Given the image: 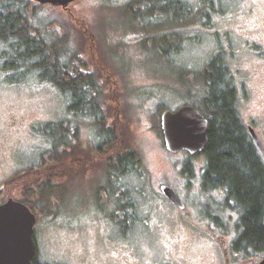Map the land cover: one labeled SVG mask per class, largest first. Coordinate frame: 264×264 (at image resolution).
I'll use <instances>...</instances> for the list:
<instances>
[{
	"label": "rangeland",
	"instance_id": "rangeland-1",
	"mask_svg": "<svg viewBox=\"0 0 264 264\" xmlns=\"http://www.w3.org/2000/svg\"><path fill=\"white\" fill-rule=\"evenodd\" d=\"M131 1L78 0L67 9L32 2L28 7L32 24L46 39L62 38L74 52L73 63L80 72L99 70L105 127L116 136L112 144H101L100 151L91 118L69 114L67 96L34 74L16 83L0 71V203L13 195L36 213V259L41 264H76L81 259L137 264L139 256L156 262L165 248L199 254L205 264L212 255L203 240L207 233L201 216H219L228 229L238 220L223 193L200 192L202 157L190 159L192 179L181 175L185 153L165 150L155 118L159 105L174 110L201 95L198 85L191 94H183L186 88L176 77L187 70L184 81L190 80L195 73L189 74L201 71L214 54H221L239 78L248 74L255 79L251 96L254 104L260 102L264 69L247 45L261 34L251 8L256 13L264 10L257 0L255 6L250 0H181L192 8L191 20L176 23L173 15L159 13L147 18L138 7L131 11L139 20L132 22L125 11ZM161 38L173 45L169 63L159 51L161 44H168ZM147 39L150 48L145 50ZM241 112L245 117V110ZM63 121L68 123V133H62L69 144L54 149L45 126ZM130 151L139 155L144 175L111 177L114 187L121 188L117 196L99 191L108 186L104 170L109 158ZM40 161L45 176L50 170L45 182L39 186L36 180L23 195L22 174L33 173ZM47 182L51 190L41 191ZM161 185L175 190L184 210L163 197ZM120 202L130 203L120 212L128 221L123 227L117 224L122 215L110 218ZM188 238L197 241L189 246Z\"/></svg>",
	"mask_w": 264,
	"mask_h": 264
},
{
	"label": "trees",
	"instance_id": "trees-1",
	"mask_svg": "<svg viewBox=\"0 0 264 264\" xmlns=\"http://www.w3.org/2000/svg\"><path fill=\"white\" fill-rule=\"evenodd\" d=\"M30 4H32L31 0H0V46H3L0 48L2 60L0 71L7 75L8 80L16 83L34 74L37 79L50 83L67 96L69 114L76 118L80 116L91 118L95 134L100 139L95 148L100 151L101 144H112L116 136L112 128L106 129L104 125L103 99L97 76L99 70L95 67L90 73L80 72L73 63L74 52L67 48L69 46L65 45L64 40L62 38L48 40L43 36L41 28L32 24L28 10ZM127 5L125 11L128 12L132 22L139 20L138 14L131 11L138 7L144 8L142 14H145L147 18L157 13L166 17L173 13L176 23L177 19L181 22L191 20L193 16L192 8L181 0H132ZM205 14V12L201 14V19ZM165 38L161 39L166 41ZM147 41L149 39L144 41L145 44L142 47L145 50L150 48L146 46ZM167 43V47L161 44L159 51L168 62L167 56L173 45L169 41ZM175 51L174 48L173 52ZM203 70L192 71L189 77L192 73L195 74L188 81H184V77L189 73L187 70L181 71L176 77L180 81L179 85L186 88L185 91L182 90L183 94H191L194 86L201 87V95L196 96L194 100H186L185 105L197 108L209 122L208 142L205 149L195 156H189L183 152L185 156L181 162L183 164L181 175L187 180L192 179L194 170L190 159L202 157L204 165L198 179L200 192L223 191L226 201L231 203V207L239 216V226L243 229L241 241H245L247 246L257 251H263L264 164L255 152L241 120L235 88L229 85L231 78L226 76L225 60L221 55H216L208 61ZM203 88L208 92L207 94L202 90ZM166 110L168 108L162 105L157 108L158 118H155V127L158 135L160 115ZM67 124L66 121L46 124L45 132L51 137L54 149L69 144L67 135L62 133L63 129L65 133H68ZM55 138H59V141H55ZM141 162L139 155L134 151L127 152L123 156L110 157L104 170L109 176L108 186L101 187L99 191L103 189L109 195L117 196L121 189L114 187L111 181L112 174L114 177L124 174L143 176ZM49 171L47 170L46 176ZM49 174L48 178L52 179L54 174ZM22 175L26 179L25 184L29 187L38 180L37 174L34 176V173L30 171ZM13 180L6 182L5 185L8 186ZM22 186L25 185L22 184ZM50 187V183L47 182L41 191H50ZM25 203L32 209L27 202ZM128 206H130L129 202L117 203L115 213H111L110 218H115L116 214L121 216L122 209ZM124 214L125 212L121 216L123 219L120 218L117 222L122 227L128 222ZM34 264L41 263L35 258Z\"/></svg>",
	"mask_w": 264,
	"mask_h": 264
},
{
	"label": "flooded vegetation",
	"instance_id": "flooded-vegetation-1",
	"mask_svg": "<svg viewBox=\"0 0 264 264\" xmlns=\"http://www.w3.org/2000/svg\"><path fill=\"white\" fill-rule=\"evenodd\" d=\"M256 2L264 10V0H257ZM256 2L254 0H250V3L253 6L256 5ZM250 15L252 18L256 19L258 24L260 23L261 34H260V37L257 39V41L250 39L252 42L248 43L247 46L250 47V50L256 55V57H258L257 60H259V63L262 65L264 69V11H262L261 13H256L255 10L251 8ZM255 44L258 47L254 48ZM216 55H221V54H214L213 57H215ZM205 66L201 68V71L205 68ZM236 71H237L236 69L233 70L231 67L227 66L226 76L231 78L230 79L231 83L229 85L231 86L233 85L235 88L237 100H238L237 107H238L243 125L251 141V144L253 148L255 149V152L257 153V155L263 162L261 154L257 150L253 137L251 133L249 132V130L250 129L253 130L255 136L257 137L264 151V98L261 99L260 102L258 101L256 102V104H254V100L251 96V93L253 92L254 87H255L254 86L255 79L252 76L249 78L248 74H246L247 76H245V79L239 78L238 75H236ZM202 90L205 92V94L208 93L207 91H205V88H203ZM240 105H241V108H240ZM241 110L242 111L245 110V114H244L245 117H243ZM104 125L106 126L105 120H104ZM42 165L40 161L38 163V167L34 169L36 172L35 171L33 172L34 176L36 174L38 176L39 186H41L45 182V170L42 168ZM27 177L30 179L29 176ZM112 177H114V174H112ZM22 182H23L22 184L25 185V186H22V189H23L22 194L25 195L28 191L29 186L28 184L27 185L25 184L26 182L25 177H23ZM17 192L20 193L21 189L19 188ZM213 192H219L220 194L223 193V191L221 190H216ZM8 199H12V200L21 202L26 205L25 201L17 199V197L13 195L7 196L6 200L2 201L0 205L6 202ZM228 203L230 204V207H231L232 206L231 203L230 202ZM30 210L37 218L36 213L32 209ZM232 210L235 211L233 208ZM201 223L205 224L203 225L202 229L205 230L207 233L203 237V240L208 244L209 255L210 256L212 255V258L209 257L210 260L208 259L207 261H204L205 264H259L261 261L264 260V250L257 251L253 247L247 246V243L245 241H241V234H242L243 229L242 227L239 226V216H238L237 222L236 223L233 222L230 229H228V226L226 225V223L223 224V222L221 221V217L219 216H209V215L201 216ZM208 234H210V237L207 238ZM196 241L197 240L192 241L191 238H188L187 243H189V246H193ZM34 242H35V238H34ZM35 245H36V242H35ZM165 249H166V252L164 253V255L161 256L160 258H156L155 259L156 262L152 258H147L145 261L143 257H140V256L139 258L136 257L135 260L137 264H201V256L199 254H195V256H192L193 254L191 255L187 252L173 253L171 252L172 249H169V248H165ZM36 253H37V246H36ZM76 264H127V263L124 260H120L117 263H109V261L100 263L97 261L90 262L87 259H81Z\"/></svg>",
	"mask_w": 264,
	"mask_h": 264
},
{
	"label": "water",
	"instance_id": "water-1",
	"mask_svg": "<svg viewBox=\"0 0 264 264\" xmlns=\"http://www.w3.org/2000/svg\"><path fill=\"white\" fill-rule=\"evenodd\" d=\"M39 5L67 9L78 0H31ZM159 129L162 144L169 154L185 152L195 156L203 152L208 142L209 122L200 111L188 105L166 110L160 115ZM255 146L264 162V151L252 129ZM163 197L179 210L185 204L175 190L167 185L159 188ZM36 217L23 203L8 199L0 205V264H34ZM259 264H264V260Z\"/></svg>",
	"mask_w": 264,
	"mask_h": 264
}]
</instances>
